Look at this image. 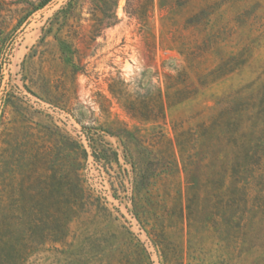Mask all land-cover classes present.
<instances>
[{"label":"rangeland","instance_id":"374dc122","mask_svg":"<svg viewBox=\"0 0 264 264\" xmlns=\"http://www.w3.org/2000/svg\"><path fill=\"white\" fill-rule=\"evenodd\" d=\"M0 264H264V0H0Z\"/></svg>","mask_w":264,"mask_h":264}]
</instances>
